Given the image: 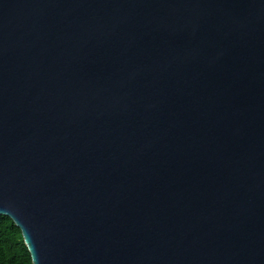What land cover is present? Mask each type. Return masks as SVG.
I'll use <instances>...</instances> for the list:
<instances>
[{
  "label": "water",
  "instance_id": "95a60500",
  "mask_svg": "<svg viewBox=\"0 0 264 264\" xmlns=\"http://www.w3.org/2000/svg\"><path fill=\"white\" fill-rule=\"evenodd\" d=\"M0 215L32 264H264V0H0Z\"/></svg>",
  "mask_w": 264,
  "mask_h": 264
},
{
  "label": "trees",
  "instance_id": "16d2710c",
  "mask_svg": "<svg viewBox=\"0 0 264 264\" xmlns=\"http://www.w3.org/2000/svg\"><path fill=\"white\" fill-rule=\"evenodd\" d=\"M0 264H32L21 229L6 215H0Z\"/></svg>",
  "mask_w": 264,
  "mask_h": 264
}]
</instances>
